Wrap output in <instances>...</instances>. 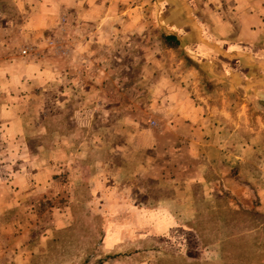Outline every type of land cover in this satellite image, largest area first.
<instances>
[{
  "label": "rangeland",
  "instance_id": "obj_1",
  "mask_svg": "<svg viewBox=\"0 0 264 264\" xmlns=\"http://www.w3.org/2000/svg\"><path fill=\"white\" fill-rule=\"evenodd\" d=\"M216 7V0H0V199H7L0 264H264V98H248L222 55L228 76H212V62L196 57L211 47L186 34L198 21L211 26ZM163 33L182 39L181 52L166 47ZM53 64L63 68L59 81ZM43 70L49 76H38ZM227 83L236 91L221 93ZM224 98L236 122L229 130L221 115L214 126L234 156L220 157L225 164L208 176L234 179L246 203L222 182L213 198V188L194 181L182 189L186 206L162 202L179 192L165 182L146 188L139 198L146 203H133L130 181L110 165L127 156L111 150L153 145L164 171V150L184 148L180 140L193 133L168 116H179L181 102L190 103L188 119L193 106ZM84 104L91 124L79 128L74 114Z\"/></svg>",
  "mask_w": 264,
  "mask_h": 264
},
{
  "label": "crops",
  "instance_id": "obj_2",
  "mask_svg": "<svg viewBox=\"0 0 264 264\" xmlns=\"http://www.w3.org/2000/svg\"><path fill=\"white\" fill-rule=\"evenodd\" d=\"M216 1L217 7L213 10L215 15H212V25L210 26L206 20L198 21L199 25L196 27V31L186 33L189 34L190 38H196L198 43L204 44L203 46L207 48V50L211 47V49L205 51V53H198L196 57L201 60L202 65H208L207 63L212 62L210 63L212 69L209 68V70H212V76H216L218 80L228 76L221 74L222 72H227V70L225 69L226 63L220 56L222 55L224 58L229 59L227 64L228 68L232 67V63H234V67L236 68L233 72H228L244 80V86L241 87V84L240 87L244 91L247 90L245 93L246 95L248 94V98L253 99L259 97L260 100L264 98L260 96L264 95V0ZM174 36L179 40L181 47L183 44L182 39L177 35ZM188 43L192 42L189 41ZM204 50L202 49L201 52H204ZM239 67L240 69H238ZM62 69L63 68L59 64L52 65L50 75L53 81L60 80ZM38 76L47 77L49 76V71L43 70L41 73H38ZM248 84L249 86H253L251 90L249 89V93L248 88L250 87ZM233 86L234 85L227 83L225 87L221 86L219 89L221 93L227 94L233 92V90L236 91V86ZM59 98L53 101V105L55 104L57 110L64 108V102H61ZM259 100L257 102H259ZM206 103H208V101H206ZM206 103L203 102L196 107L193 106V111L191 112L192 116L188 115L190 116V118H188L189 120L185 117L188 111L187 108L191 107L188 101L184 103L181 102L182 105L178 112L179 116H174V113L168 116L166 123L169 125L177 123L179 124V129L182 130H187V128H189L188 125H191L190 131H193V133H188V135L192 137L187 135V141L183 142L180 140L184 148H166V150H164V171L157 170L158 168H162V166L159 165V163H155L154 157L157 154V149L154 148L153 145L150 146L147 144L145 146L142 145L140 147L130 148L128 150L130 154L127 153L128 155L121 147H115L113 151L111 150V156L113 155L112 152L116 153L115 157H118L119 153H123L124 156H127L128 161L125 164L122 165L116 162L110 165L116 171L118 177L123 175L124 180L130 181L126 188L131 192L133 203H141L142 201L139 199L140 196L146 193V188L149 189L153 187L155 182H165L173 184L171 186L177 189L175 192H179L176 196L167 197L162 202L173 207L177 205L186 206L189 203V196L188 194L182 195V189L187 188V190H191L192 187L190 184H192L193 181L195 184H203L213 188L215 190L213 198L219 197V189H221L222 182V186L225 190H230V193L235 196L240 203H246V193L243 192L241 195V191L237 192L236 186H238V184L234 179L229 177L225 180H220L219 178L210 179L208 176L209 173L216 172L225 164L224 159L220 160V157L234 156L232 153L233 146L229 143L230 138L226 140L223 138L222 140L220 139L221 136L217 133L219 129H216L214 126V124L219 123V121L218 119L215 120V118H220V116L223 115L224 118H226L223 119V122L228 125L229 130L230 124L234 125L236 121L235 117L229 112L231 104L229 98H224L222 101H214L211 105ZM91 109L92 108L86 104H84L83 108L78 109L74 114L73 125H77L79 128L88 127L91 124ZM205 109L209 110V114H206L207 110ZM57 113H59V111H57ZM193 124H195L196 127H193ZM209 129H211L210 132L212 131V135L210 139L206 141L205 138L207 137H205V135L208 134L207 131H209ZM213 133L215 135H213ZM141 140H149V138L142 137ZM220 142H223V146H220ZM205 146L207 148H210L208 146H212V149H205ZM221 150L223 151L222 153ZM208 154L210 156L216 154L217 160H205L204 157L208 156ZM190 160L197 164L193 170L190 169L188 165ZM106 161H108V159H106ZM155 172L158 174H155ZM162 172L165 173L164 177H162ZM183 175L185 176L182 177ZM107 180L108 176L104 179V175H102L100 188L103 194H106L108 191ZM149 195L150 192L146 195L147 199H149ZM142 203L146 202L143 201ZM2 207L7 208V199L5 198L0 199V208Z\"/></svg>",
  "mask_w": 264,
  "mask_h": 264
},
{
  "label": "trees",
  "instance_id": "obj_3",
  "mask_svg": "<svg viewBox=\"0 0 264 264\" xmlns=\"http://www.w3.org/2000/svg\"><path fill=\"white\" fill-rule=\"evenodd\" d=\"M162 38H163V42L166 45V47L174 49L175 51H180L181 52V50H180L181 49L180 42H179V40L177 39L176 36L171 35V34L163 33ZM260 96L264 97V95H260ZM261 102L262 101H259L258 104L261 103Z\"/></svg>",
  "mask_w": 264,
  "mask_h": 264
}]
</instances>
